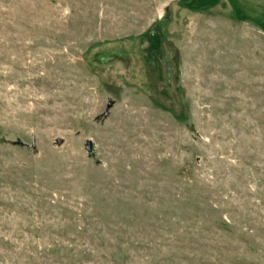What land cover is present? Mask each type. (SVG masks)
<instances>
[{
  "label": "rangeland",
  "instance_id": "374dc122",
  "mask_svg": "<svg viewBox=\"0 0 264 264\" xmlns=\"http://www.w3.org/2000/svg\"><path fill=\"white\" fill-rule=\"evenodd\" d=\"M0 264H264V0H0Z\"/></svg>",
  "mask_w": 264,
  "mask_h": 264
},
{
  "label": "water",
  "instance_id": "95a60500",
  "mask_svg": "<svg viewBox=\"0 0 264 264\" xmlns=\"http://www.w3.org/2000/svg\"><path fill=\"white\" fill-rule=\"evenodd\" d=\"M59 143H62V140H59ZM86 146H87V149H88V151H89L90 153L93 152L92 142L88 141V142L86 143Z\"/></svg>",
  "mask_w": 264,
  "mask_h": 264
}]
</instances>
